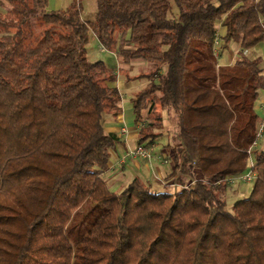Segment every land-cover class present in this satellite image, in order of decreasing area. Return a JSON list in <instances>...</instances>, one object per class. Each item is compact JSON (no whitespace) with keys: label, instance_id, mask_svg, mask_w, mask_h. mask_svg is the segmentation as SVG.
Segmentation results:
<instances>
[{"label":"trees","instance_id":"16d2710c","mask_svg":"<svg viewBox=\"0 0 264 264\" xmlns=\"http://www.w3.org/2000/svg\"><path fill=\"white\" fill-rule=\"evenodd\" d=\"M82 1L0 0V264H74L72 233L79 264H264V147L231 209L221 181L248 170L261 121L264 70L244 52L264 43V0H96L92 19ZM91 35L120 67L89 59ZM232 43L238 56L220 63ZM135 62L149 67L125 75L143 82L137 142L151 146L163 114L173 119L175 191L139 176L112 190L104 177L120 142L105 118L122 112L118 74Z\"/></svg>","mask_w":264,"mask_h":264},{"label":"crops","instance_id":"0c3cea01","mask_svg":"<svg viewBox=\"0 0 264 264\" xmlns=\"http://www.w3.org/2000/svg\"><path fill=\"white\" fill-rule=\"evenodd\" d=\"M59 6V5H58ZM51 8V7H50ZM52 9H61L60 7L52 8ZM223 28L221 29V33H223ZM261 46V45H258ZM239 47L237 43H234L233 49H229L222 53L220 57V63L222 64H231L234 59L237 57L236 53H238ZM250 52V51H249ZM248 52V53H249ZM238 55V54H237ZM259 56V55H258ZM145 63L143 62H135L133 63L131 74L136 75L137 72H134V67L137 65L142 66ZM124 76V75H123ZM125 77V76H124ZM138 79L127 80V88L131 91V97L133 92L139 88L143 82L141 80L136 81ZM122 112L117 115H107L105 118V128L107 131L116 132L120 136V142L117 143L116 147L112 151L111 160H110V168L104 173V177L108 182V185L112 190L121 189L126 183H128L135 176L141 177L146 182L150 183L153 188L162 190L165 188H172L174 191L178 189L180 186L175 183L169 182L167 183V177L172 172V164L170 159L167 158V151L165 146L163 145L161 150H155V148L160 144V137L151 144L153 157L151 161L143 160V159H129L126 163L119 164L118 160L121 156L126 152V150L130 147L135 146L138 142V126L135 123V113L133 109V103L126 98H123L122 95ZM123 127L127 128L126 133H122L121 129ZM162 157L167 158V162H165ZM245 184V183H241ZM229 192L233 190H238L239 194H244L241 185L233 184L231 185ZM228 192V193H229Z\"/></svg>","mask_w":264,"mask_h":264},{"label":"rangeland","instance_id":"374dc122","mask_svg":"<svg viewBox=\"0 0 264 264\" xmlns=\"http://www.w3.org/2000/svg\"><path fill=\"white\" fill-rule=\"evenodd\" d=\"M70 2H71V0H50V7L51 8H56V7L66 8L70 4ZM4 9H5L4 4L0 3V14L3 13ZM96 11H97L96 0H83L82 1V17L83 18H85V19L94 18V16L96 15ZM169 15L173 19H176L178 17V8L174 3H172ZM218 28L220 29L219 26H218ZM218 39L220 41V38H218ZM233 45H234V43H232V45L230 46V49H233ZM260 45L261 46H256V47L252 48L249 53H248V51H245L244 53L249 54L252 57L259 55L258 57L261 58L260 64L264 70V43H262ZM218 46H219V44L217 43L216 52L219 54L220 50H219ZM87 47H88V57L90 60H93V61L94 60H103L108 65H110L111 67H114V68H118L122 65L120 57H118L115 54V52L104 49L103 46L100 44V42L98 41V39L94 35H91L90 41H89ZM237 54L238 53H236V56H238ZM221 56H219V57H221ZM148 68H149L148 65H142V66L137 65L136 67H134V72H137V74H138L139 72L143 71L144 69H148ZM132 71H133L132 68H130V71H128L125 67L124 70H121V74H118V79H117V85H118V87H119V89L123 95V98H126L127 100H130V98H131V91L129 88H127L128 86H127V82H126V79L124 76L126 74L130 75V76H134V74L133 75L131 74ZM136 81H139V80H136ZM256 111L259 115V119L261 120L264 117V89L261 90L259 93V97H258V100L256 102ZM163 115H164L165 127L162 130L163 134L159 139L160 144L155 148V150H157V151L161 150L163 145L168 144L169 139L171 137V133L173 132V128H174L173 119L170 117H167V115L165 113ZM156 131H158V130H156ZM261 147H264V135L260 139L257 149H259ZM162 159H167V158L162 157ZM171 182L178 185L174 179L171 180ZM241 183H245V184H241ZM236 185L242 186V190H243L244 194L240 195L238 190H236V188L232 192H229L228 189L232 188L229 186L227 188V191L224 193V196H223V197L227 198L228 209H231L233 203L236 200L248 196L252 190V187H253L252 182H241L240 181V182H237ZM168 190L173 191L174 189L168 188ZM87 204L88 203H85L82 207H80L78 214L75 216V219L73 220L74 230H75L74 232H76L77 230H81V229H82L81 231H86L85 224L87 223V219H90V217L92 215V212L87 209ZM83 222H84V224H82ZM70 238L72 240V243L74 246V252H75V255L73 257L74 264H79V262L81 260L80 242H79V240H77V238L75 236H73V233L70 235Z\"/></svg>","mask_w":264,"mask_h":264},{"label":"built area","instance_id":"2783aa9c","mask_svg":"<svg viewBox=\"0 0 264 264\" xmlns=\"http://www.w3.org/2000/svg\"><path fill=\"white\" fill-rule=\"evenodd\" d=\"M121 132L123 134L126 133L127 128L123 127L121 129ZM263 135H264V117L261 119L259 123L255 141L247 150L249 153L248 170L244 172L243 174L227 177L224 179V181L221 180L222 182H227L228 184H235L240 181L241 182H252V183L255 181L257 174L254 170V165H255L254 155L258 148L259 141L263 137ZM152 157H153V152H152L151 146L149 147L146 144L137 143L135 146L130 147L126 150V152L118 160V163L119 164L126 163L129 159H143V160L151 161ZM163 160L167 162V159H163Z\"/></svg>","mask_w":264,"mask_h":264}]
</instances>
